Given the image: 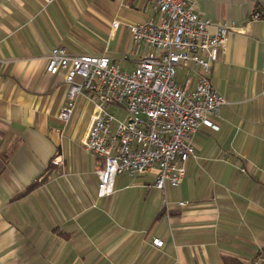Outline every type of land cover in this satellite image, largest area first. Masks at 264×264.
Masks as SVG:
<instances>
[{"label": "crops", "instance_id": "obj_1", "mask_svg": "<svg viewBox=\"0 0 264 264\" xmlns=\"http://www.w3.org/2000/svg\"><path fill=\"white\" fill-rule=\"evenodd\" d=\"M195 3L231 28L212 73L227 100L219 129L196 131L178 186L123 172L99 197L84 146L95 106L79 95L59 118L65 72H47V57L62 46L133 69L148 48L129 24L153 14L148 0H0V264H264V0Z\"/></svg>", "mask_w": 264, "mask_h": 264}, {"label": "built area", "instance_id": "obj_2", "mask_svg": "<svg viewBox=\"0 0 264 264\" xmlns=\"http://www.w3.org/2000/svg\"><path fill=\"white\" fill-rule=\"evenodd\" d=\"M148 2L153 14L129 24L133 41L148 48L133 69L121 68L107 55H72L62 46L53 47L47 57V72H65L66 102L59 118L71 117L79 95L95 106L84 146L97 158L99 197L114 192L116 176L123 172L154 170L155 188L178 186L187 161L196 157V131L219 129L213 117L227 102L214 88L212 73L231 28L202 18L195 0ZM178 67L187 71L182 80ZM110 104L122 107L126 118L116 117ZM52 163L61 164L60 156ZM152 244L162 247L164 242L155 238Z\"/></svg>", "mask_w": 264, "mask_h": 264}, {"label": "rangeland", "instance_id": "obj_3", "mask_svg": "<svg viewBox=\"0 0 264 264\" xmlns=\"http://www.w3.org/2000/svg\"><path fill=\"white\" fill-rule=\"evenodd\" d=\"M187 74V71L185 68L178 67V80H182L184 76ZM108 109L115 114L116 117L119 119H125L126 118V112L125 110L114 104H110L108 106Z\"/></svg>", "mask_w": 264, "mask_h": 264}, {"label": "trees", "instance_id": "obj_4", "mask_svg": "<svg viewBox=\"0 0 264 264\" xmlns=\"http://www.w3.org/2000/svg\"><path fill=\"white\" fill-rule=\"evenodd\" d=\"M261 16H263V15H261ZM45 178H46V176L43 179L35 181L34 183H32L27 188V191H30V190L34 189L35 187H37L38 185H40L44 181ZM262 255L264 257V253ZM222 264H244V263H243V261H241L240 259H238L236 257L227 256V257H224Z\"/></svg>", "mask_w": 264, "mask_h": 264}]
</instances>
